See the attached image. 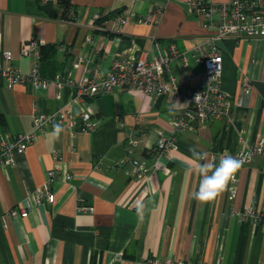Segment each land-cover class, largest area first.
<instances>
[{
    "label": "crops",
    "instance_id": "0c3cea01",
    "mask_svg": "<svg viewBox=\"0 0 264 264\" xmlns=\"http://www.w3.org/2000/svg\"><path fill=\"white\" fill-rule=\"evenodd\" d=\"M67 1L66 13L60 0H0V50L11 51L12 66L24 74L30 71L34 58L21 55L19 47L35 39L46 48L58 44L40 62L42 76L71 70L77 79L93 67L104 73L116 59L150 60L158 53L153 37L160 46L173 44L192 53L209 32L188 10L186 0ZM158 4L164 5L160 21L146 24L144 16ZM116 9L122 10L124 23L115 17L92 19L94 13L104 16ZM218 47L221 88L230 95L231 119H211L176 132L168 95L148 99L140 92L115 89L86 99L98 122L93 131L63 128L53 139V130L46 129L16 154L13 166L0 167V264H147L152 259L163 264L168 258L190 264H264V227L239 219L245 206L264 209L263 156L242 164L233 196L231 182L210 202L191 195L198 178L189 168L195 163L190 149L212 157L264 137V38L228 37ZM78 56L84 60L75 68ZM188 62L191 70H201L193 57ZM178 63H172L174 75L181 73ZM243 80L251 90L238 105ZM197 82L191 78L185 86ZM73 92L68 84L57 90L53 83L37 89L30 83L7 88L0 77V132L29 131L34 107L54 112ZM80 104L73 103L74 108ZM129 135L137 137L136 144ZM162 137H172L175 146L158 156L156 142ZM132 159L149 171L140 177L130 174ZM51 168L54 200L36 202L37 189ZM63 170L70 172L69 179H60ZM10 208L28 214L4 216Z\"/></svg>",
    "mask_w": 264,
    "mask_h": 264
},
{
    "label": "built area",
    "instance_id": "2783aa9c",
    "mask_svg": "<svg viewBox=\"0 0 264 264\" xmlns=\"http://www.w3.org/2000/svg\"><path fill=\"white\" fill-rule=\"evenodd\" d=\"M186 4L192 14L200 17L202 27L209 31L202 41L194 45L192 53L179 51L173 44L160 46L157 39L153 37L152 42L158 47V53L150 60L146 57L116 59L104 73L98 67H93L90 70L86 69L87 75L82 74L79 78L73 79L71 70H68L65 75L55 74L52 78L40 74L38 64L40 43L35 39L25 41L19 47L21 55L34 58L30 71L25 74L10 64L12 58L10 50H0V77L7 88L19 83H30L33 88L37 89L45 88L53 83L57 90L66 84L74 90L68 103L54 112L43 113L34 107L29 131L14 135L0 132V167L13 166L16 154L23 153L25 148L36 140L39 132L46 129L53 130L55 125H59L61 129L76 128L79 132L93 131L98 122L93 119V111L86 104V99L115 89L140 92L148 99L168 95L170 104L175 110L172 127L176 132L192 130L211 119L222 117L231 119L230 95L221 88L222 55L218 43L228 37L246 40L264 38V0H225L222 2L186 0ZM163 8L162 4L154 6L151 12L144 16V22L148 25L157 24L163 14ZM101 16L100 13H94L92 19L95 22L100 21ZM114 19L119 23L125 22L122 12ZM86 40L90 41V36H86ZM59 47L63 49L62 45ZM190 56L201 66V70L193 71L188 67ZM83 60L82 56H78L74 67H79ZM175 60L179 61L178 65L181 70L179 75H174L170 71ZM196 77L198 82L195 86L187 88L185 86L187 81ZM241 90L237 98L238 105L242 104L243 97L251 90L246 80L242 81ZM57 97H59V92H57ZM73 103H81L80 109L76 110ZM136 118L141 119L140 116ZM128 139L132 145L137 142L135 135H129ZM174 146L175 142L172 137L158 139L156 142L158 156L164 155L169 148ZM220 154L216 157L218 158ZM229 154L241 159L243 164L250 162L255 155H261L264 169V137L254 144H245ZM54 158L57 159V155L54 154ZM148 171L149 168L146 165L136 159L131 160L130 174L133 176L140 177ZM54 177V168L48 169L43 185L37 189L36 202H41L43 198L48 202L54 200V192L50 187ZM59 177L61 180H67L71 174L63 170ZM234 183L235 179L230 184L231 196L235 193ZM80 209L92 210L89 206H81ZM27 214L26 209L10 208L3 215L24 217ZM239 219L252 227L258 225L264 227V209L245 206L239 211ZM147 264H160V262L158 259H152L148 260ZM163 264L190 263L168 258Z\"/></svg>",
    "mask_w": 264,
    "mask_h": 264
},
{
    "label": "clouds",
    "instance_id": "9594fccd",
    "mask_svg": "<svg viewBox=\"0 0 264 264\" xmlns=\"http://www.w3.org/2000/svg\"><path fill=\"white\" fill-rule=\"evenodd\" d=\"M61 130L59 125H55L51 133L52 138H58ZM190 151L192 153L190 159L195 163L194 166L189 165V168L191 173L198 178V188L191 195L202 203L213 201L226 190L235 178L236 172L242 167L243 161L229 154L227 150L218 158L209 157L207 153L194 148Z\"/></svg>",
    "mask_w": 264,
    "mask_h": 264
},
{
    "label": "trees",
    "instance_id": "16d2710c",
    "mask_svg": "<svg viewBox=\"0 0 264 264\" xmlns=\"http://www.w3.org/2000/svg\"><path fill=\"white\" fill-rule=\"evenodd\" d=\"M60 2H61V5H62L63 12L68 11V7H69L68 1L67 0H60ZM121 11H122L121 9H116L112 13H108L107 15L101 16L100 21H102L104 19H109L110 17H115L117 14L121 13ZM46 47L43 46L42 44H39V47H38V51H39V60H38L39 69H40V62H41V65H42V62L46 61V59L49 57V55L53 52V47L58 48V44L50 46V48H46Z\"/></svg>",
    "mask_w": 264,
    "mask_h": 264
}]
</instances>
